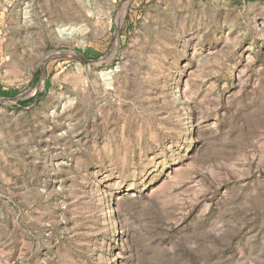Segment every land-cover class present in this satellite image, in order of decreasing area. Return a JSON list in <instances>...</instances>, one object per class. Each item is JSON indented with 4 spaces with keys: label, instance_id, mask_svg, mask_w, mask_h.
Instances as JSON below:
<instances>
[{
    "label": "rangeland",
    "instance_id": "rangeland-1",
    "mask_svg": "<svg viewBox=\"0 0 264 264\" xmlns=\"http://www.w3.org/2000/svg\"><path fill=\"white\" fill-rule=\"evenodd\" d=\"M0 264H264V0H0Z\"/></svg>",
    "mask_w": 264,
    "mask_h": 264
}]
</instances>
